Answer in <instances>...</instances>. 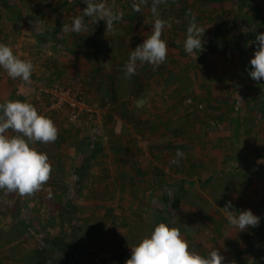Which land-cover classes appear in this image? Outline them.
<instances>
[{
    "label": "crops",
    "instance_id": "1",
    "mask_svg": "<svg viewBox=\"0 0 264 264\" xmlns=\"http://www.w3.org/2000/svg\"><path fill=\"white\" fill-rule=\"evenodd\" d=\"M226 1L231 3L228 10L236 14V2ZM258 2L261 7L247 1L248 6L258 8V16L243 23L261 33L264 0ZM85 7L83 0H0V43L9 46L13 36V41L20 44L17 55L34 66L29 82L12 79L0 68V104L18 100L34 105L32 95L36 86L52 81L81 88L88 102L102 104L101 93L105 92L102 86L107 85L108 79L113 76L118 84L124 81L125 75L119 73L114 60L117 51L130 50L129 30L124 37L125 33L118 34L115 22L109 30L106 21L94 24L85 17L86 31H63ZM5 14H10L7 19ZM35 23L40 30H35ZM147 35L150 34L143 33L144 38ZM255 36H241L239 39H244L239 48L231 49L232 57L224 56L222 51L214 55L213 62L221 56L230 59L228 65L220 66V74L205 85L208 89L209 83L215 84L209 89L221 97L216 103L210 100V104L219 108L211 113L221 118V129L203 131L200 124L187 123L189 119L172 115V111L163 114L161 117L168 120L163 121L159 130L150 132V140L165 137L164 125L172 126L175 130L171 141L175 149L160 152L157 158L146 148L142 152L135 149L142 142L140 135L133 132L121 136L119 145L108 144L109 133L120 120L113 107L110 122L106 123L105 119L94 131L101 135L102 148L87 154L90 155L87 158L75 154L70 146V128L63 130L69 124L48 114L46 117L57 129V139L48 143L34 141L31 147L56 162L64 161L66 177L62 185L67 187V192L63 195L55 190L51 171L38 190L29 194L18 192L9 200L10 212L5 213L0 205V228L7 229L19 218L26 228L43 234L41 244L18 245L15 253L34 249L40 264H125L133 244L148 235L155 224L165 222L180 230L189 251L207 256L214 247L224 256V264H264V80L255 81L248 75L256 47ZM120 42L124 47L119 46ZM95 43L103 48L98 50ZM147 82L150 83L149 79ZM190 83V91H194L196 84ZM203 91L204 88L199 96ZM236 99L238 109L234 107ZM135 102L139 107L140 98ZM7 134L17 135L11 129ZM60 134L67 139L64 143ZM177 151L184 155L174 164ZM193 159L199 163L192 165ZM153 166L164 174L158 186L147 176ZM224 174L240 177L246 183L238 187L239 192L230 193L231 187L219 184L225 179ZM228 202L232 205L229 211L233 210L234 214L235 210H251L260 218L259 224L243 231L231 227L222 209ZM8 252L0 249V264H19L7 257Z\"/></svg>",
    "mask_w": 264,
    "mask_h": 264
},
{
    "label": "trees",
    "instance_id": "2",
    "mask_svg": "<svg viewBox=\"0 0 264 264\" xmlns=\"http://www.w3.org/2000/svg\"><path fill=\"white\" fill-rule=\"evenodd\" d=\"M223 1L225 2L226 0H205L207 9H205L203 11L204 13L200 15V13H196L197 10L195 9L194 0H163V2L158 6L159 18L166 21L169 18L176 19L178 17H181V23H188L191 17L194 16L197 23L201 24L200 26L206 29L202 37L205 50L210 49L212 46H216L217 49H219V52L222 51L224 56H226V51L229 52L228 56H230V50L232 48L238 49L240 44L242 43V40L244 38L239 39L241 36H244L246 34V36L248 35V37H250L251 35L253 36L254 34H259L257 30L252 31L253 29L251 30L250 28L245 27L244 23L258 16V8H254V6H250V4L248 6L247 1H249V3L253 2L258 7H261V4L258 2L259 0H233L232 2H236L235 4L237 7V12L235 14L232 13V10H228V6L226 5H214L216 3H222ZM117 2L115 5H112L107 0L108 6L111 7L114 11H116L115 8L121 9L122 11V17L118 21L119 25L117 26V32L119 35L125 33L124 37H126V34H128L129 32L130 50L126 51L125 49H122L119 51V53L117 51V58H115L114 60L119 73L125 75L124 81L118 84V80H115V78L111 76L107 81V85L104 83L107 87L102 86L105 88V92L101 93V97L103 98L102 104H104L105 102H110L113 107V112L116 111L115 113H117L120 117V120L115 122L114 127L113 129H111L110 133L107 130L110 136L107 138L108 144L110 146L119 145L121 143L120 137L124 135H130L133 130H135L136 134L147 131L149 136H147L146 133L142 135L139 134V139H141L142 146L138 147L139 149L135 147L134 148L136 150H140L141 152L144 148H146L151 153V155L154 156L153 158H157V155H159L160 152L167 153L169 151H172V149H175L171 141L175 128L172 126L169 127V125H164L163 129L166 128L167 132L164 133V131H162V134L165 137L161 136V139L159 138L158 141L151 142L150 132L159 130L162 127L163 121H167L168 119L160 116L158 118L160 122H158V120L155 119L154 116L149 117L148 113L139 109L135 105V101L141 97L140 94H145L144 90H147L146 88L149 87L147 80L153 76L157 87L161 90L165 99L167 98L168 100L173 101V103L171 104V108L169 107L170 109L168 110V112L171 113V111L174 112L176 110L178 99L179 101H181V103H183V99L186 98V96H190L189 92L192 84L190 83L186 69L180 68L179 66H177L179 67L177 69L167 68V64L169 61V58L167 56L164 63H162L158 67H154L153 65L147 63L144 65H140L138 62V69H136L135 74L130 77L126 76L124 66L128 61L130 51L134 50L136 46L141 44L144 40L143 33L139 34L138 31H134V24L140 22L147 24L148 22L153 23V17L151 15V6L153 0H149L148 3L141 5L140 12L133 11L132 4L134 2L132 0H123V2L121 3L118 2L119 6H117ZM247 7H249L248 11H246ZM8 15L10 14H5L6 19ZM172 16L173 18H171ZM6 19H4L5 22ZM205 23L212 24L214 28L209 30V25H204ZM148 26H151L149 28L151 30L152 25ZM166 26L164 27V29H166ZM180 27L179 30L181 29ZM242 29H247V32H243ZM127 30L129 31L127 32ZM114 32L115 31H113L112 33L114 34ZM146 33L151 34V31L148 30ZM95 45L98 50H101L100 48H103L101 44L95 43ZM111 46L112 45L109 46V50L112 51L113 46ZM119 46L124 47V43L120 42ZM208 68L209 65L206 64L205 69L208 70ZM212 85L213 84H210L211 88ZM205 90L206 91H203L202 98L203 100L206 99L207 106L206 104H204L205 111L203 113L198 111V113L202 114V117L200 118L201 121L199 119V124L203 127V129L205 128L207 132H214V130L206 129L205 122L208 119L221 121L220 117L211 113V110L218 111L219 108L216 105L210 104L211 101H213V103H216L218 100H221V97H218L212 89H209V87ZM253 101L256 102L255 99ZM261 102L263 101H260V104H263ZM238 104L239 101L236 99L234 103L235 109L240 108V105ZM33 106L35 107V104ZM250 110H253V106H251ZM189 111V113L193 112L190 109ZM184 116L182 115V118H184ZM111 117L113 116H110V114H108L105 122L109 123ZM186 118L190 119L188 115H186ZM127 124H130V128ZM139 125H142L143 127V129H141L140 131L137 130L139 129ZM63 130L66 132L67 128H63ZM94 131L95 130L88 131L86 128L78 127L75 131L73 130L72 132H69L71 138L69 144L70 146H72L75 154L86 155L87 158L90 156L87 154H91L92 151L97 148H102L100 141L101 135L97 133L95 134ZM92 134H95V136L93 137ZM59 138L63 143L67 140H64V137L61 134ZM48 162L51 165V171L54 172L51 181L55 185V190H58L60 194H66L67 187L62 185L66 177L63 171V166H65L63 165L64 161L56 162L50 157L48 158ZM198 163V159L192 160V165ZM84 165H86V161ZM241 167L245 168L244 165H242ZM74 174L77 177V171H74ZM140 175H143V173H140ZM147 176L150 178L152 184L156 186H158L161 183V180L164 178V174L156 166H153V168H151V172ZM224 176L225 174L222 175V178ZM244 182L245 181L243 179H240V177L234 175L228 177L226 175L225 179L222 180L219 184L220 186H224L227 184L229 187H231L230 193H237L239 192L238 187L242 188ZM73 193H76V191H71V194ZM17 195L18 191L16 190H8L7 188L0 189V205L2 206V210L5 213L10 212L7 202L9 200H12ZM11 213L15 214V210H11ZM59 219L60 224H62L63 220L61 218ZM41 242H43V234L40 231L26 228L20 222L19 218L12 221L8 225L7 229L0 228V249H8L9 252L7 254V257L13 260H17L19 264H40L39 256L35 253L34 249H24L20 253H15V249L18 245L23 246V244L33 243L39 245L41 244Z\"/></svg>",
    "mask_w": 264,
    "mask_h": 264
},
{
    "label": "clouds",
    "instance_id": "3",
    "mask_svg": "<svg viewBox=\"0 0 264 264\" xmlns=\"http://www.w3.org/2000/svg\"><path fill=\"white\" fill-rule=\"evenodd\" d=\"M146 0L133 3L134 12L141 11V5ZM163 0H153L151 15L153 23L151 34L147 35L143 42L130 51L128 61L124 66L126 76L135 74L137 64H151L158 67L166 60L167 42L163 40L162 30L167 22L159 18L158 6ZM86 7L80 16L74 17L71 25H65L63 31L80 33L87 30L85 17L92 19L94 24L103 20L106 27L112 30L113 23L119 21L122 13L115 12L108 6L107 0H83ZM36 24V23H35ZM35 30H40L37 28ZM205 28L200 26L193 16L186 27V35L183 42L184 51L192 54L199 52L204 47L202 37ZM247 32V29H242ZM256 47L250 58V70L248 75L255 81L264 80V32L256 34ZM33 64L30 60L21 59L13 53L11 47L0 43V68L12 79L20 78L29 82ZM11 129L17 135H8ZM57 139V129L51 119L39 115L36 108L26 102L9 100L0 104V188L16 190L21 194H29L38 190L48 179L52 170L46 153H42L31 147L32 142H54ZM176 158L172 161L179 163L183 153L176 152ZM231 202L222 208L227 213V220L231 227L243 231L248 227L259 224L260 218L251 210L236 211L229 209ZM224 256L213 247L207 256H202L195 251H189L187 242L181 238L178 228L165 222L153 226L148 235L143 236L131 247V256L125 264H224Z\"/></svg>",
    "mask_w": 264,
    "mask_h": 264
},
{
    "label": "rangeland",
    "instance_id": "4",
    "mask_svg": "<svg viewBox=\"0 0 264 264\" xmlns=\"http://www.w3.org/2000/svg\"><path fill=\"white\" fill-rule=\"evenodd\" d=\"M117 1L119 3L123 2V0H114L113 3L117 2ZM118 2H117V4H118L117 6H119ZM194 3H195V9L197 10L196 13H200V15H202V13H204L203 11L205 9H207L205 0H194ZM230 4H231L230 2H227V1L224 2L223 1L222 3H216L214 5H227L228 6ZM118 11H120V10H118ZM171 18H173V16ZM181 22H182L181 17H178L176 19H174V18L170 19L167 22V24L170 25V27L166 26V29L162 30V37L161 38L167 42V49H168L167 57L169 58V61L167 64V68L177 69L180 67V68L186 69L189 80L191 82H193V85L196 84L195 90L194 91L191 90L189 92L190 96L194 99H197V100L203 102L207 106L206 99L203 100L202 96H199L200 95L199 91L203 90V88H204V91H206L205 85H207L208 82H211L215 79V77L219 73L220 66L228 65V61H230V59L224 58L223 56H221V58L219 60L213 62L215 60L214 55L216 53L219 54V49H217L216 46H212L208 50H205V46H204L200 52H199V50H196L193 52V53H195L194 57H192L191 54L190 55L187 54L184 51L183 42L185 39L186 27H187L188 23H186V22L181 23ZM115 23L117 25H119L118 21H116ZM134 25H135L134 30L138 31V33H140V32L145 33L148 30L151 31L149 29L151 26H148V25H152V22H148V24L140 22V23H136ZM199 25H201V24H199ZM204 25H212V24L205 23ZM179 27L181 28L180 30H179ZM206 54L208 56L207 60L204 59ZM231 54L232 53L230 50V57H232ZM206 64H208V65L211 64L210 66L213 65L214 73H213V71L211 72V71H208L207 69H205ZM177 66H179V67H177ZM149 82H150L149 83L150 87L146 88L147 90H146L145 94H141L142 95V97H140L141 102H140L138 108H140V106H141L145 110H142V108H140V109L142 111H145V112L147 111L146 113H148L149 117L154 116L155 119L158 120V118L160 116H163V114H166L168 112V110L172 106L171 104L173 103V101H170L167 98L165 99L163 93L157 87L153 76L149 79ZM262 84H264V83H262ZM209 86H210V83H209L208 87ZM177 101H178V103H177L178 105L176 104L177 108L172 115L177 114L178 116H182V115L184 116V114H185L184 117H186V115H188L190 119H189V121H187V123L188 122L191 124L196 123L198 125L199 119L202 117V114L198 113L195 110H192L193 112L189 113L190 111H189L188 107L184 103H181V101H179V99ZM114 114H116V116H117V113H114ZM51 116L53 118H57V119L59 118L60 120L62 119V121L65 124L68 123L66 118L63 116V114L60 115L59 113H54ZM191 120H193L194 122H192ZM200 121H201V119H200ZM219 122H221V121H219ZM69 128H70L69 131L72 132L73 130L74 131L76 130L77 126L69 124V127L67 129H69ZM141 129H143L142 125H139V129H137V130L140 131ZM202 129H203V127H202ZM204 130H205V128L203 129V131ZM217 130H214V131H217ZM183 131H185V130H183ZM183 131H180V132L183 133ZM205 131H207V130H205ZM132 132L134 134H136L135 130ZM138 134L142 135V134H145V132L137 133L136 135H138ZM180 147L182 150L184 149L183 146H180Z\"/></svg>",
    "mask_w": 264,
    "mask_h": 264
},
{
    "label": "built area",
    "instance_id": "5",
    "mask_svg": "<svg viewBox=\"0 0 264 264\" xmlns=\"http://www.w3.org/2000/svg\"><path fill=\"white\" fill-rule=\"evenodd\" d=\"M113 1L114 0H108L110 4L115 5L116 2L113 3ZM132 1L139 3V0ZM148 1L149 0H146L145 4L148 3ZM115 10V12L122 13L121 9L115 8ZM168 20H166V22H168ZM9 47L12 48L15 55L20 52V44L13 41V36L10 38ZM225 54L228 56L229 52L226 51ZM191 56L194 57L195 53H192ZM204 59H208L207 54ZM208 71H213L214 73L213 66L209 65ZM32 96L39 115L46 117L48 114L61 113L69 124L76 125L77 128H86L88 131L95 130L98 125L102 124L108 114L112 113V104L110 102H105L104 104L99 102L90 103L86 100L83 89L64 85L56 81L36 86ZM183 103L190 110L202 113L205 111L204 103L191 96H186V98L183 99ZM205 126L208 130H217L220 129L222 125L221 122L217 120L208 119L205 122Z\"/></svg>",
    "mask_w": 264,
    "mask_h": 264
}]
</instances>
